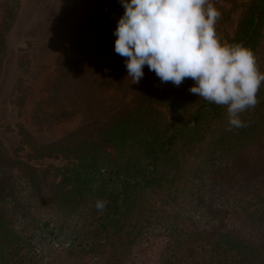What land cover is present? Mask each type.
Wrapping results in <instances>:
<instances>
[{"label":"trees","instance_id":"16d2710c","mask_svg":"<svg viewBox=\"0 0 264 264\" xmlns=\"http://www.w3.org/2000/svg\"><path fill=\"white\" fill-rule=\"evenodd\" d=\"M91 1L77 33L102 28L120 3ZM21 2L0 0V76ZM235 5L219 9L220 22ZM226 41L251 49L264 72V0L240 5ZM79 58L74 44L59 51L42 88L51 103ZM125 70L123 57L105 63L107 74ZM193 84L161 83L146 68L102 125L33 145L27 160L0 139V264H136L146 236L165 239L157 264H264V85L241 115L247 126L229 131L226 108L190 93ZM16 93L20 116L23 79ZM19 134L26 137L22 126ZM46 158L64 165L31 163Z\"/></svg>","mask_w":264,"mask_h":264},{"label":"rangeland","instance_id":"374dc122","mask_svg":"<svg viewBox=\"0 0 264 264\" xmlns=\"http://www.w3.org/2000/svg\"><path fill=\"white\" fill-rule=\"evenodd\" d=\"M245 1L213 0L218 10L236 4L226 21L217 22L216 32L222 43H227V37L232 35L240 5ZM91 3V0H22L18 19L8 36L9 52L0 76V139L12 157L27 160L33 145H48L79 128L106 123L136 92L139 83H133L127 69L122 74L105 71L106 62L121 57L114 50V31L124 12L121 3L102 28H85L77 33V24ZM69 44L76 46L80 58L51 103L42 88L59 51ZM19 79L24 80L27 90L20 116L11 103ZM62 112L69 113L70 118L58 121L54 116ZM20 126L26 137L19 134ZM31 163L38 167L64 165L63 160L56 158ZM164 244L165 239L159 236L140 239L133 250L134 262L157 264Z\"/></svg>","mask_w":264,"mask_h":264},{"label":"clouds","instance_id":"9594fccd","mask_svg":"<svg viewBox=\"0 0 264 264\" xmlns=\"http://www.w3.org/2000/svg\"><path fill=\"white\" fill-rule=\"evenodd\" d=\"M124 12L114 31L115 53L124 58L128 77L139 83L144 67L161 83L179 87L226 108L228 129L246 127L241 115L259 103L264 85L251 49L222 43L216 25L221 12L213 0H119ZM105 202L97 200L103 210Z\"/></svg>","mask_w":264,"mask_h":264}]
</instances>
